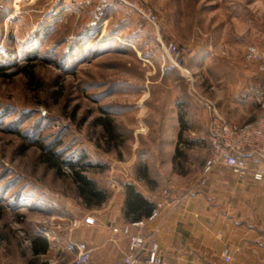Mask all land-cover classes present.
Returning <instances> with one entry per match:
<instances>
[{"label": "rangeland", "instance_id": "374dc122", "mask_svg": "<svg viewBox=\"0 0 264 264\" xmlns=\"http://www.w3.org/2000/svg\"><path fill=\"white\" fill-rule=\"evenodd\" d=\"M141 1L155 24L120 0H0V264H73L66 233L79 240L82 219L123 216V184L142 159L154 174L169 158L176 113L193 122L206 99L231 121L255 117L244 51L264 43V0ZM169 42L182 69L163 50ZM66 161L84 165L100 204L78 195ZM36 234L55 239L38 258Z\"/></svg>", "mask_w": 264, "mask_h": 264}, {"label": "crops", "instance_id": "0c3cea01", "mask_svg": "<svg viewBox=\"0 0 264 264\" xmlns=\"http://www.w3.org/2000/svg\"><path fill=\"white\" fill-rule=\"evenodd\" d=\"M191 118L194 123H185L183 115L176 113L175 137L167 146L171 151L169 158L157 159L154 174L148 169L154 160L142 159L141 167L129 181L148 200L162 202L155 218L141 219L145 220L142 226L133 225L123 216L113 219L94 216L92 224L80 221L77 230L80 234L72 236L92 249L93 264L119 261L128 240L121 233H113L111 227L124 225H129L130 233L152 236L158 243L160 257L168 264H264V178L238 179L224 166L203 176L201 168L209 154L208 115L202 111ZM186 127L190 137L181 143L179 135L181 139ZM176 145L179 151H184L183 156L175 153ZM203 147L207 152L196 163L191 155ZM42 237L47 248L44 253L33 254L30 245L32 257L38 258L52 248L54 236ZM68 237L71 233L67 232L64 243ZM226 249L229 261L224 259Z\"/></svg>", "mask_w": 264, "mask_h": 264}, {"label": "built area", "instance_id": "2783aa9c", "mask_svg": "<svg viewBox=\"0 0 264 264\" xmlns=\"http://www.w3.org/2000/svg\"><path fill=\"white\" fill-rule=\"evenodd\" d=\"M131 7L136 14L149 23L157 21L154 10L141 0H120ZM19 0H14V5ZM17 6V5H15ZM166 56L173 64L182 69L183 51L175 43H162ZM244 59L254 65L257 82L252 85L257 113L251 120L237 123L222 116L215 104L208 100L200 101L208 115L209 154L206 157L201 173L209 174L214 168L224 166L238 179H251L261 181L264 178V43H250L244 51ZM184 70V69H183ZM186 71V70H184ZM162 202L154 203L151 214L147 219L155 218L161 208ZM85 223H93L94 218L86 217ZM145 220L135 221V226L144 225ZM112 232L127 237V247L122 251L116 264H168L158 253V243L150 235L141 232L130 233L129 225L113 227ZM64 249L72 255L73 264H93L91 260L92 249L85 241L68 238ZM225 261L230 260L226 249Z\"/></svg>", "mask_w": 264, "mask_h": 264}, {"label": "trees", "instance_id": "16d2710c", "mask_svg": "<svg viewBox=\"0 0 264 264\" xmlns=\"http://www.w3.org/2000/svg\"><path fill=\"white\" fill-rule=\"evenodd\" d=\"M29 77V83L37 82L33 71L30 70L27 72ZM179 121H182L179 116ZM107 130H110V125L105 124ZM180 139V135H179ZM178 147H175V153H178ZM49 160V159H48ZM71 169V179L75 184L76 191L78 195L87 203L91 205L100 204L105 199L104 191L97 187L95 182L90 179L84 172V165L77 161H66ZM53 165H56V160L52 162ZM123 207L122 213L123 217L126 220L132 222L139 221L143 218H148L154 207V203L144 197L135 186L126 182L123 184ZM47 248V242L39 234L33 235V241L31 244V250L33 254L44 253Z\"/></svg>", "mask_w": 264, "mask_h": 264}]
</instances>
